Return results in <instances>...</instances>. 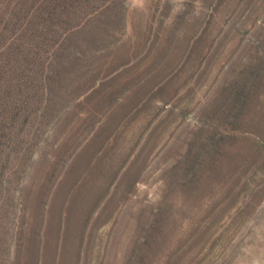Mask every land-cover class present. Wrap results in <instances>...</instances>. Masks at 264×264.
<instances>
[{
  "label": "rangeland",
  "instance_id": "374dc122",
  "mask_svg": "<svg viewBox=\"0 0 264 264\" xmlns=\"http://www.w3.org/2000/svg\"><path fill=\"white\" fill-rule=\"evenodd\" d=\"M54 5L33 40L31 13L42 22ZM16 37L22 50L39 39L45 65L60 43L74 63L46 118L32 120L30 92L28 116L0 121V264H150L179 239L185 250L199 231L185 240L181 222L250 163L256 208L210 264H264V0H0V50ZM13 130L34 150L26 162L21 149L12 160Z\"/></svg>",
  "mask_w": 264,
  "mask_h": 264
},
{
  "label": "trees",
  "instance_id": "16d2710c",
  "mask_svg": "<svg viewBox=\"0 0 264 264\" xmlns=\"http://www.w3.org/2000/svg\"><path fill=\"white\" fill-rule=\"evenodd\" d=\"M55 6L56 5L50 9L46 8V18L42 22L38 20L39 13H31L24 27L26 32H29L28 36L30 38L31 36H33V40L36 39L35 37L39 38L42 32H46L50 28L46 20L53 17L54 14L58 15L62 13L61 11L55 13ZM63 7L65 8V6ZM101 33L100 26L98 25L93 29L87 28L86 34L88 38L86 40L93 41L95 38L101 36ZM37 41L40 42L39 39ZM37 41H34L35 43H32V46L24 48L25 52H27V56L30 57H28L29 60L23 63H34V65L39 67V74L38 71L29 69L20 61L22 53L25 52L22 50V41L17 37L13 38L6 45H3L0 50V121L10 119L12 114L18 118L25 115L24 113H27L25 107L30 106V101H27L26 98L35 92L39 93L37 96L31 97V102H33V104H39L40 108L32 115H36L32 120L40 119L37 114L45 117L49 108L52 107L58 99L62 100L59 91L68 84L67 80L69 78L66 76V70L70 61L72 60L74 63V60L62 59L65 46L60 43V45L54 47V53L47 65H45L37 54ZM11 60L14 62L12 63ZM30 92H32V94H30ZM26 116L28 115H25V117ZM30 125L33 126V122H31ZM218 126L225 128V125L219 124ZM134 128L135 127H133L132 130H134ZM13 132L14 136H11L12 144L15 149L12 151V160L15 161L17 158L15 153L21 149L23 152L21 157L25 156L26 162V160L28 161V159L32 157L34 150L32 147L30 148L29 143L25 146L23 144L20 146L23 139L21 140L14 130ZM125 138L128 140L129 134H127ZM16 148L18 150H16ZM238 170L239 169H233L215 181V186L217 187L215 199L211 202L207 200V196L205 197L206 199L204 198L203 206L206 210L205 212L202 211L203 214L199 221L195 223L192 222L193 220H188L186 223H184V221L181 222L183 229H185L186 233L188 232V234L185 235V240L192 237V233H194L193 230H195L199 231L196 239H201V243L198 241L193 242L195 239L194 237L185 250L183 249L184 245H180L181 239L175 244H173V241L169 243V245H163L155 249L157 253L150 264H210L212 263L211 261H214L216 258L218 249L222 248V246L229 245L228 231L234 230L232 231L234 233L242 226L243 220L241 219H243V217L241 214L244 213L248 206L250 207L251 204L255 202L253 201L255 194L253 191L256 189L255 185H257V178L262 174L259 170V166L252 163L244 167L242 166L241 171ZM6 178L7 174H0V181H5ZM254 204V208H256V203ZM49 205V203L45 204L46 207L43 213H46L48 210L47 206ZM213 211L218 213L216 215L213 213L210 215ZM174 213L176 215L173 214V218H179L175 210ZM228 223H232L231 225L235 224L234 229H224L223 232L217 231L219 226ZM167 226L166 223L165 227ZM78 254H80V250H78ZM37 260L40 262L41 258L39 257ZM140 260L142 261L143 259L141 258Z\"/></svg>",
  "mask_w": 264,
  "mask_h": 264
}]
</instances>
